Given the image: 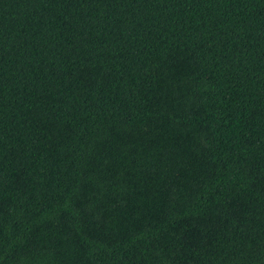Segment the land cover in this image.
I'll return each instance as SVG.
<instances>
[{"label":"trees","instance_id":"16d2710c","mask_svg":"<svg viewBox=\"0 0 264 264\" xmlns=\"http://www.w3.org/2000/svg\"><path fill=\"white\" fill-rule=\"evenodd\" d=\"M0 264H264V0H0Z\"/></svg>","mask_w":264,"mask_h":264}]
</instances>
